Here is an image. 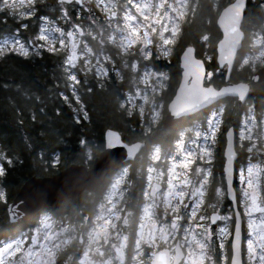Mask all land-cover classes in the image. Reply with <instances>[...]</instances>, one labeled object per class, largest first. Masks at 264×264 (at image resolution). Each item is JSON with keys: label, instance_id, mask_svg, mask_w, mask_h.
I'll return each instance as SVG.
<instances>
[{"label": "snow or ice", "instance_id": "snow-or-ice-1", "mask_svg": "<svg viewBox=\"0 0 264 264\" xmlns=\"http://www.w3.org/2000/svg\"><path fill=\"white\" fill-rule=\"evenodd\" d=\"M37 2L38 0H0V10H11L15 13V10L20 9L18 18H28L35 15L34 5ZM84 2L85 0H60L63 18L68 21L66 30L57 26L55 21L49 20L46 15H41L38 34L25 43L16 38L15 34L6 37L0 43V57L5 53L28 57L30 51L40 54L41 50L49 53L64 50L67 55L63 65L70 82L79 83L73 69L77 68V60L82 59L80 70L87 73L94 69L97 82L103 85L110 72L120 76L119 69L106 67L104 63L111 60V57L104 52L103 46L105 43L114 44L119 49L118 54H124L123 67L130 68L134 73L131 77L134 92L129 91L124 99L118 97L119 107L129 116L133 115L134 108L138 109L143 122L145 106L150 105L148 124L151 126L160 118L163 104L159 103L157 96L164 87L163 81L167 80L165 73L152 71L153 62L160 56L170 55L171 46L176 42L181 30L180 24L190 10L195 11V5L190 6L189 0H96L95 7L106 13L105 23L99 25L100 18L95 16L91 8L86 16H80L77 12L79 19L73 23L69 13L64 11V5L74 3L82 6ZM245 7V0H234L219 13L218 23L223 29L224 38L220 40L218 48L220 65L214 71L221 74V83L226 84L225 87L214 84V71L208 70L202 59L192 55L191 47L185 49L183 84L176 100L168 106L171 114L179 116L181 113L195 112L204 105L212 107L206 117L207 127L203 128L201 123L192 121L195 139H189L186 147L182 133L175 141V153L165 154L169 161L166 173L163 169L157 171L152 166L148 167V183L143 189L144 203L142 208L137 209L139 224L135 230V254L131 257L132 264H226L229 259L225 255V241L233 234L229 232L227 225L218 230L216 236L219 239V253H216L211 226L218 219L228 221L232 217H219L214 204L208 205L212 208L209 215L207 208L202 206L205 205V192L212 177L210 164L213 155L210 145L216 141L224 111L223 107L219 106V101L225 97H238L240 101L247 103L245 94L249 90V84H234L224 75L225 68L229 73L233 70L231 57L236 53L237 47L242 46L243 39L248 38L252 47L249 54L244 55L241 67L249 66L252 73H256L258 67L264 69V23L257 32L246 34L242 31L244 22L248 20V17L242 16ZM89 18L91 25L87 36L93 41L99 37L97 49L90 46L85 37L83 25ZM21 27L26 25L21 24ZM53 33L58 35L54 36ZM202 39L209 40L208 36H203ZM57 43L59 48L56 47ZM128 56L133 59L129 61ZM93 59L95 64L92 63ZM137 60L145 62L139 66L142 71H137ZM260 75L264 77V72ZM251 79L256 80L257 76L252 75ZM75 91L73 88L74 93ZM138 100L141 102L137 103ZM258 116L255 110L249 107L239 126L240 149L246 147L250 155L264 153V110ZM84 118H88L87 112H84ZM228 134L231 137V128L228 129ZM81 144H85V141L81 140ZM123 146L127 148L128 156L134 155L140 148L139 143ZM94 147L96 146H88L89 159L92 158ZM108 147H112L111 142ZM102 148L103 145L98 150ZM108 155L111 156L110 153ZM227 155L231 158L234 153L229 151ZM197 159L207 166L197 164ZM152 160H161L159 147L153 151ZM58 163V160L52 161L53 166ZM4 172V167L0 166V176ZM153 172H156L155 176ZM261 172H264V158L255 164L249 160L246 173L243 169L240 171L242 195L237 203L243 208V213H234L235 232L231 240L230 264H242L241 220H246L247 224L244 253L246 261L243 264H264V195L261 194L264 180L260 176ZM224 173L225 176L228 173L227 164ZM126 175V168L116 175L104 198L105 202L99 205L98 214L90 217L78 213V219L73 220L71 225L66 222L69 217H62L56 230L52 228L51 218L45 215L39 225L29 232L17 230L14 235L0 238V264H57L58 257L66 254V249H70L71 254L65 264H125L124 248L128 237L123 234L117 221L122 220V224H128L129 213L123 208H118L120 201L114 200L113 197L121 195L120 185ZM224 191L221 187L215 188L217 197L223 195ZM226 191L229 196L232 195L231 183ZM46 192L42 187L30 190L23 202L25 208L31 206L43 211ZM4 199L5 193L0 190V200ZM112 251L115 252L114 256Z\"/></svg>", "mask_w": 264, "mask_h": 264}, {"label": "trees", "instance_id": "trees-1", "mask_svg": "<svg viewBox=\"0 0 264 264\" xmlns=\"http://www.w3.org/2000/svg\"><path fill=\"white\" fill-rule=\"evenodd\" d=\"M193 1L195 11L188 14L181 24L178 43L172 56L170 77L167 87L162 90L165 99L163 115L166 114L167 104L180 81L179 58L186 46L193 45L196 48L197 55L206 59L208 70L214 71L218 67L216 45L221 38V32L217 18L222 8L232 0ZM34 7L35 15L27 19L18 18V14L11 10H0V39L14 32H21L25 37L35 36L41 15L62 21L59 15L61 7L57 0H38ZM66 7L71 9V15L76 20L79 19L77 12L80 16L88 14V10L78 8L77 4H67ZM95 11L97 14L101 13L98 8ZM244 17H248L243 26L245 33L257 32L264 23L263 0H248ZM21 24L26 27H21ZM203 36H208L209 40L204 41ZM248 41L246 38L237 57L231 75L232 81H251L250 67H241L244 55L249 53ZM110 52L116 57L117 66H121L116 50ZM65 56L64 51L49 53L41 50L40 54H31L28 57L17 53H6L0 57V152L5 157L2 161L5 172L0 176V186L6 196V200H0V238L14 235L17 230L29 232L38 226L42 212H49L58 220L69 217L72 222L78 219V213L90 217L97 214L99 205L103 202V194L109 189L118 170L109 175L98 192H85L60 206L41 211L21 223L8 222L6 206L16 197L24 182L33 176H52L73 163L92 165L93 159L104 148V133L108 128L118 130L127 142H147L137 158L129 163L130 176L135 181L132 194L135 204L132 207L137 216V209L141 208L144 201L143 189L147 186L148 167L152 163L155 148L165 150L173 147L180 132L187 128L193 119L204 122L211 110H204L167 129L162 126V121H159L148 130L138 111L129 116L119 107L118 97L124 99L130 87L127 84V73L124 74L125 77H117L115 72H111L101 85L97 82L94 69L86 73L81 71V68H76L73 71L80 75V81L74 84L67 79L68 73L64 70ZM163 66L161 63L160 69ZM214 76V84L222 86L224 83H221V74L214 71ZM220 103L224 109L221 115L222 141L218 143L213 165L214 173L224 177V132L232 124L236 131H239L247 106H251L257 113L264 110V82L251 84L247 103L239 105L235 98H226ZM84 112L88 114L87 119L84 118ZM81 140L85 141V144H81ZM101 145L102 150H98ZM88 146H96L91 153V159L88 158ZM237 151L239 160L244 156L242 157L238 147ZM53 160H58L59 163L53 166ZM223 185L225 188L224 180ZM225 204H228L226 199ZM128 206L130 208L131 202ZM65 252L66 254L58 257L57 264H65L71 250L66 249ZM228 256L230 257L229 244Z\"/></svg>", "mask_w": 264, "mask_h": 264}, {"label": "water", "instance_id": "water-1", "mask_svg": "<svg viewBox=\"0 0 264 264\" xmlns=\"http://www.w3.org/2000/svg\"><path fill=\"white\" fill-rule=\"evenodd\" d=\"M58 3H60V0H57ZM234 2V0L232 1ZM247 3L248 0H245V9L243 10L242 16L244 17L246 8H247ZM71 4V3H68ZM80 7H85L86 9L87 6L83 3V5H79ZM227 6V5H226ZM225 6V7H226ZM223 9L220 11L222 12ZM219 21V15L217 18V25L219 27V30L221 32V38L222 40L224 38L223 36V29L220 28V25L218 23ZM242 31L243 28H242ZM245 32V31H244ZM246 39V38H245ZM245 39L242 40V46H238L236 49V53L231 57L232 64H233V69L235 67L237 57L240 53V51L243 48V44ZM218 41L216 45V63L219 66L220 61L218 59L220 53L218 51L219 48V42ZM188 47H191L193 49L192 55L197 58V59H202L205 64L206 61L203 58L198 57L196 53V48L193 45L187 46L183 49L182 53L180 54L179 58V63H180V68H181V78L179 81V84L175 90V93L171 100L167 104L166 108V114L162 119V126L167 129L170 128L178 123L183 122L185 119L190 118L195 116L196 114L209 109L212 107L211 105H204L198 109L195 110V112L191 113H181L179 116H172L171 110L168 107L169 105L172 104L174 100H176L177 93L181 91V87L183 84V62H184V53L185 49ZM207 67V66H206ZM225 71V76H227L231 80V73L227 71V69H224ZM261 72H264V69L258 68L256 73H253L252 75H256L257 79L252 80L250 82H245V81H240V82H235L232 81L234 84H239L241 82L243 83H248L249 84V90L245 94V100L247 101L250 90H251V84H258L261 82H264V77L260 75ZM226 84H223L220 87H225ZM226 98H235L238 102L239 105H242L245 103V101H240L238 97H225L222 98L219 102ZM232 129V135L231 137L228 134V129ZM111 133V135H109ZM117 141H122L123 143H118ZM109 142H111L112 147H108ZM130 143H139L140 148L136 151V153L132 156L127 155V148H125L123 145L125 144H130ZM147 142L144 141H135V142H127L123 139L122 134L113 128H108L105 133H104V148L103 150L99 153L97 157L93 159L92 165L88 167L85 164H78V163H73L64 170L60 171L57 174H54L52 176H44V177H39V176H33L27 181L24 182L22 187L20 188L18 194L16 197L10 201L7 206V215H8V222L11 224H16V223H21L29 219L30 217L34 216L35 214L41 212L37 210L34 207H27L25 208L23 202L27 197V194L30 192V190L42 187L47 190L46 196L44 199V205L45 209L53 208L62 205L64 202L69 201L71 199L77 198L80 195H82L84 192L89 191L92 193L97 192L106 182L108 179L109 175L116 170L117 168L121 167L122 165L134 161L137 156L141 153L143 148L146 146ZM229 151H232L234 155L229 158L227 155ZM111 154L109 157L108 154ZM239 157V153L237 151V133H236V128L232 124L230 125L224 133V148H223V173H224V168L225 164L228 166V173L225 176L224 173V181H225V189H227L229 183L232 185V195L229 196L226 191V197L227 200L231 203L233 212L235 213L236 211H240V208L238 206V196L237 192L235 189V180H236V163ZM155 183V182H154ZM11 209V211H10ZM13 212H15V216H13ZM233 213V214H234ZM242 214V212H241ZM218 216L220 217V214L218 213ZM219 222V219L215 222L216 225ZM235 232V218H234V224H233V229H232V234L234 235ZM233 235H231V240L233 239ZM244 220H241V249H242V264L244 262ZM230 250H231V241H230Z\"/></svg>", "mask_w": 264, "mask_h": 264}, {"label": "rangeland", "instance_id": "rangeland-1", "mask_svg": "<svg viewBox=\"0 0 264 264\" xmlns=\"http://www.w3.org/2000/svg\"><path fill=\"white\" fill-rule=\"evenodd\" d=\"M85 3H86V5H88L89 7H91V9H92V12L95 14V16L96 17H99L100 19H99V25H103L104 23H105V20H104V17L106 16V13H103V12H101L100 14H97L96 13V11H95V9H96V7H95V3H96V0H85ZM59 5H60V7H61V4L59 3ZM189 5L191 6V5H194V1L193 0H189ZM263 5H264V0H263ZM78 8H82V7H79L78 6ZM61 9V8H60ZM59 9V15L61 16V18H62V21H57V20H52L49 16H48V18H49V20H52V21H55V23H56V25L57 26H59V27H64L65 28V30L67 29V26H68V21H66L64 18H63V12L61 11ZM99 9V8H98ZM100 10V9H99ZM20 11V9H17V10H15V13L16 14H18V12ZM64 11H67L68 13H69V17H70V19H71V21L74 23V22H76L77 20L75 19V18H73L72 17V15H71V9H69V8H67L66 7V4L64 5ZM192 11L190 10L188 13H187V15L188 14H190ZM87 15V14H86ZM85 15V16H86ZM187 15H186V17H187ZM185 17V18H186ZM29 18V17H28ZM184 18V19H185ZM27 19V18H26ZM184 21V20H183ZM182 21V22H183ZM182 22H181V24H182ZM181 24H180V29H181ZM91 25V18H89L88 20H87V22L83 25L84 26V29H85V37L87 38L88 36H87V30H88V28H89V26ZM38 32H39V27H40V21H39V24H38ZM181 31V30H180ZM38 32H37V34H38ZM13 34H15L16 35V38H18V39H20L21 40V42L22 43H25L29 38H32V37H35V36H29V35H27V37H25V36H23L22 34H21V32H14ZM13 34H7L6 36H4V37H2L1 39H0V43H2L3 42V40L6 38V37H11ZM179 34L180 33H178V35H177V39H176V42L172 45V56L174 55V50H175V45L178 43V39H179ZM53 35L55 36V35H58L57 33H53ZM248 44H250L251 45V43H250V40L248 41ZM111 45V49L112 50H115V49H117L118 51H119V49H118V47L116 46V45H114V44H110ZM188 46H190V45H188ZM56 47L57 48H59V44L57 43V45H56ZM99 47V45H98V42L94 45V49H97ZM187 47V46H186ZM61 51H64V50H61ZM117 51V55H118V57H119V61H121V64H123L122 63V56L124 55V54H118L119 52ZM41 52V51H40ZM65 53H66V51H64ZM6 54V53H5ZM31 54H35L34 52H31L30 51V54L29 55H31ZM249 54V53H248ZM66 55H67V53H66ZM171 55H169V57H170ZM199 57V56H198ZM200 58H203V57H200ZM127 59L130 61V59L127 57ZM203 59H205V58H203ZM111 64H110V67H116L117 66V61H115V60H113V59H111ZM205 61H206V59H205ZM92 63L93 64H95V59H93L92 60ZM83 64V60H81L80 62L77 60V67H79L80 65H82ZM137 64H138V69H137V71H142V69H140V67H139V62H138V60H137ZM242 64V63H241ZM236 65V64H235ZM259 68V67H258ZM119 70H120V76L119 77H123L124 76V74L125 73H127V84L130 86L129 87V90H128V92L129 91H133L134 92V88H133V85H132V83H131V77L134 75V73H133V71L130 69V68H123L122 70H121V68H118ZM152 71H156V70H154V69H152ZM158 71H160V72H163V71H161V70H158ZM164 73V72H163ZM125 77V76H124ZM163 84H164V87L163 88H165V87H167V80H165V81H163ZM140 87H144L143 85H140ZM163 90V89H162ZM127 92V93H128ZM127 93H126V95H127ZM126 97V96H125ZM157 100L159 101V103H162L163 104V107L160 109V112H161V115H160V118L154 123V124H151V126L152 125H156L159 121H161L162 119H163V110H164V107H165V99H164V97H163V92L161 91L159 94H158V96H157ZM141 101H137V103H140ZM150 105H146L145 106V108H146V110H145V120H144V122L146 123V128L149 130V128L151 127V126H149V124H148V120H149V117H150V113L148 112V107H149ZM159 106V105H158ZM219 106L220 107H223L222 105H221V103L219 102ZM249 107H251V106H247V108H246V112H245V115H244V117H243V119H242V121L245 119V116H246V114H247V109L249 108ZM252 108V107H251ZM211 109V108H210ZM76 110V109H75ZM135 111H138V109H136V108H134L133 109V112H135ZM139 112V111H138ZM255 113L257 114V116H258V114L259 113H257L256 111H255ZM209 114H210V111H209ZM194 117V116H193ZM207 117V116H206ZM258 118H259V116H258ZM192 121H197V122H199V123H201L202 124V126H203V128H206L207 127V125H206V118H205V120H204V122H202L201 120H199V119H193ZM192 121L190 122V124H189V126L187 127V128H185V129H183L181 132H180V134H179V137L177 138V139H179L180 137H181V134L183 133V138H184V140H185V146L187 147L188 146V140L189 139H195V129H193V127H192ZM222 124H223V121H222V116H221V118H220V125H219V129H218V131H217V133H216V141H215V143L214 144H211L210 145V147H211V149H212V155H213V159H212V161H211V164H210V171L212 172V177H210V181L212 182V180H213V178L215 179V182H213L214 184L212 185V188H211V182L207 185V190H206V192H205V205L204 206H202V208H207V212H208V214L210 215L211 214V212H212V208L211 207H208V205H215V207L217 208V210H218V213L220 214V217H223V216H225V215H229V216H231L232 217V219L231 220H228V221H225V220H223V219H219V222L216 224V225H212L211 227H212V230H213V233H214V235H213V241L215 242V248H216V253H219V239L217 238V236H216V233L218 232V230L220 229V228H222V227H224L225 225H227L228 226V228H229V232L230 233H232V229H233V218H234V215H233V211H231V210H229V209H227V206H225L224 205V202H225V200L223 199V196L221 195V196H219V197H217L216 196V194H215V188L216 187H218L217 186V182H216V173H214V165H213V162L215 161V155H216V150H218V143H217V139H218V136L220 135V133H221V131H222ZM254 132H255V130H254ZM225 133V132H224ZM176 139V140H177ZM202 142V141H201ZM245 143V145H247V141H245L244 142ZM240 142H239V131L237 132V147H238V150L239 151H241V153H243V156L245 157V161H244V163H242V165L240 164V167H239V169H238V172H237V179H239V174H240V171L243 169L244 171H245V173H246V171H247V166H248V162H249V160H251L252 161V163H259V161H260V159L261 158H264V153H260V154H249L248 153V151H247V149H246V147L244 148V149H240ZM160 148V147H159ZM160 151H161V160H159V161H153L152 160V163L150 164V166H152L153 168H155L157 171H159V170H161V169H163L164 171H165V173H166V170H167V167H168V165H169V161L165 158V154L166 153H168V154H171V153H175V151H176V143H174V145H173V147H171V148H169V149H165V150H163V149H161L160 148ZM177 158H179L178 156H177ZM5 159V157H4V155L2 154V152H0V166H3L2 165V161ZM196 163L197 164H200L202 167H204V166H207V165H205V164H203V162H201V161H199V159H197V161H196ZM129 164V163H128ZM128 164H126L125 166H123V167H120L119 169H118V171H117V173L115 174V176H113V178H112V182H113V180L115 179V177H116V175L120 172V170L121 169H124V168H126L127 169V175L124 177V182L120 185V191H121V195H118V196H115V197H113V199L114 200H119L120 201V203L119 204H117V207L118 208H123L126 212H128L129 213V222H128V224H122V220L121 221H117V224H118V226L121 228V231L123 232V234L124 235H127V237H128V241H127V243H126V246H125V248H124V255H125V264H132V261H131V257H132V255H134L135 254V251H134V246H135V230H136V228L138 227V224H139V213L137 214V216H135V210L133 209V207H132V205H134L135 204V202H134V200H133V189H134V187H135V181H134V179L130 176V164L128 165ZM242 166V167H241ZM194 167H195V165H193L192 166V168L194 169ZM193 174V176H194V172L192 173ZM153 175L155 176L156 175V172H153ZM260 176H261V178H262V180H264V172H261L260 173ZM165 179H166V175H165ZM111 182V183H112ZM153 182H155V181H153ZM148 183V182H147ZM238 185H239V191L241 190V184H240V181H239V183H238ZM0 190H2L1 189V186H0ZM100 190V189H99ZM98 190V191H99ZM109 190H110V187H109V189L107 190V191H105L104 192V194H103V202L102 203H104L105 202V200H104V198H105V196L107 195V193L109 192ZM97 191V192H98ZM86 192H89V191H86ZM85 193V192H84ZM83 193V194H84ZM96 193V192H95ZM240 194L242 195V193H241V191H240ZM261 194L262 195H264V187H262V191H261ZM210 196V198L208 199V197ZM4 200H6V196H5V199ZM130 202H131V206H130V208H129V204H130ZM143 203H144V201H143ZM142 206H143V204L141 205V208H142ZM157 211H160V209H157ZM100 212V208L97 210V214ZM242 213H243V211H242ZM45 215H47V216H49L50 218H51V220L53 221V223H52V228H53V230H56L57 229V226L58 225H60V220H58V219H56V218H54L53 216H52V214L51 213H49V212H42L41 213V216H40V220H39V223H40V221H42L43 220V217L45 216ZM133 216H134V218H133ZM121 217H122V219H123V213L121 214ZM137 219V220H136ZM136 220V221H135ZM66 222L69 224V225H71L73 222L70 220V219H67L66 220ZM39 225V224H38ZM62 226V225H61ZM246 231H247V224H246ZM247 239V238H246ZM246 239H245V237H244V251L246 252ZM230 241H231V235H229V237H228V239L225 241V245H226V247H225V255L226 256H228V244L230 245ZM145 247V251L147 252V246L145 245L144 246ZM111 254L114 256L115 255V252L114 251H112L111 252ZM229 257V256H228ZM229 259H230V257H229ZM228 259V260H229ZM245 261H246V257H245ZM226 264H229L228 263V261H226Z\"/></svg>", "mask_w": 264, "mask_h": 264}, {"label": "flooded vegetation", "instance_id": "flooded-vegetation-1", "mask_svg": "<svg viewBox=\"0 0 264 264\" xmlns=\"http://www.w3.org/2000/svg\"><path fill=\"white\" fill-rule=\"evenodd\" d=\"M87 40L89 41V43H90V46H92L93 48H94V45H95V41H93L92 39H91V37H87ZM98 40H99V37H97V40H96V42H98ZM103 48H104V52L108 55V56H110L111 57V59H113V60H115V61H117V59H116V57L115 56H112L111 55V52H110V50H112L111 49V45L109 44V43H105V45L103 46ZM116 50V54H117V49H115ZM119 52V51H118ZM170 57L168 56V57H163V56H160L159 57V59H156V60H154V67L152 68V69H154V70H156V71H158V70H161V71H163L165 74H166V76H167V80L169 79V77H170V70H171V68H172V46H171V51H170ZM128 58L130 59V61L133 59V57H131V56H128ZM101 59H103L102 57H101ZM82 59H78V61L80 62ZM111 60H109V61H104V63H105V66L106 67H109V68H112V67H110V64H111ZM138 62H139V66H140V64H142V63H145L144 61H142V60H138ZM162 63V65H164L161 69H160V64ZM82 67V65H80L79 67H77L78 68V70L80 69ZM116 68L118 69V68H121V70L124 68L123 67V64H121V66H116ZM80 73H81V71H80ZM111 73V72H110ZM110 73H109V75H110ZM77 75V77H78V80L80 81V75L79 74H76ZM222 127H223V125H222ZM222 141V131H221V133H220V135L218 136V139H217V143H219V142H221ZM241 155H242V157H243V153H241ZM244 158V157H243ZM243 158H240L239 160H238V167H237V172H238V169H239V167H240V164L242 165V163H244V161H245V158L243 159ZM242 159H243V162H242ZM242 167V166H241ZM237 172H236V180H235V188H236V192H237V196H238V199L241 197V194H240V191H239V185H238V183H239V179H237ZM222 178H223V180H224V177H221L219 174H216V182L218 183L217 184V186L218 187H221L222 189H224V185H223V183H221V180H222ZM213 182H215V179L213 178V180H212V183H211V187H212V185L214 184ZM225 190V189H224ZM223 199L225 200L226 199V197H225V191H224V193H223ZM225 197V198H224ZM224 205L225 206H227V209H229V210H231L232 211V207H231V204L229 203V204H225V202H224ZM240 209H241V211H243V208H241L240 207ZM246 233H247V231H246V220H244V237H245V239L247 238V235H246Z\"/></svg>", "mask_w": 264, "mask_h": 264}]
</instances>
